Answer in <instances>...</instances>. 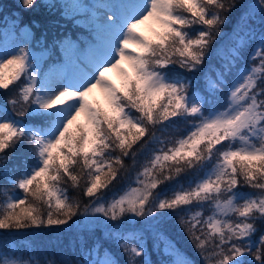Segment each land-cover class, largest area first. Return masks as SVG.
I'll use <instances>...</instances> for the list:
<instances>
[{
    "label": "snow or ice",
    "instance_id": "1",
    "mask_svg": "<svg viewBox=\"0 0 264 264\" xmlns=\"http://www.w3.org/2000/svg\"><path fill=\"white\" fill-rule=\"evenodd\" d=\"M42 6L55 7L17 0L12 23L24 39L0 48V177L11 185V194L0 189V233L79 227L74 218L83 217L85 228L104 229L124 264H152L145 231L168 258L161 264H195L165 234L175 221L202 264H264V27L248 56L256 63L237 68L257 39L251 22L259 15L264 25V0L247 5L230 34L223 28L239 0L64 4L86 13L88 36L55 41L62 58L51 64L43 37L39 52L29 47L40 25L23 22ZM224 36L226 51L215 50L222 62L204 71ZM181 122L188 125L184 135H157ZM17 146L23 170L7 166ZM137 164L135 186L108 198L105 190ZM69 187L88 202L70 196ZM132 218L143 221L142 230H126ZM101 248L96 242L71 259L45 257V264H121Z\"/></svg>",
    "mask_w": 264,
    "mask_h": 264
},
{
    "label": "trees",
    "instance_id": "2",
    "mask_svg": "<svg viewBox=\"0 0 264 264\" xmlns=\"http://www.w3.org/2000/svg\"><path fill=\"white\" fill-rule=\"evenodd\" d=\"M95 1V0H94ZM17 0H0V44L4 42L5 39L9 38L12 34L16 42L21 43L24 37L19 32L18 29L13 27V17L16 16L15 4ZM42 2V0H41ZM49 2L55 7L47 8L40 7L37 9L34 14L28 16L23 22L27 20H34L40 25L39 28H33V32L36 34V38L31 41L29 47L37 50L39 52L41 49L37 46V41L43 37V42L49 48H52V57L48 60V63L58 62V57L62 56L61 50L59 47H52L54 42L61 40L64 37L79 38L80 40L85 39L88 36L87 29V15L82 11H73L70 9H65L64 4H72V0H49ZM259 0H239L240 6L234 10L229 16V23H227L223 31L230 34L233 25L238 20L239 15L245 10V7L249 4H258ZM67 13V14H66ZM75 17V18H74ZM252 28L256 29L257 39L250 41L246 49L244 50L243 56L244 59L241 63L237 65V68L242 66H250L255 61H249L248 56L253 51L255 45L258 43L259 30L264 27L259 23V15H257L256 20L251 22L250 25ZM198 25H194L193 29L198 28ZM193 29H187L188 31H193ZM230 43L228 36L220 37L217 39L216 43L212 46V57L211 61L206 60L203 66L204 71H210V65L219 66L222 62L216 56V48L218 46L224 45L225 51L226 46ZM175 67L176 71L183 72L182 69H179L178 66ZM187 76L192 74L184 73ZM203 73H197L196 76L199 78ZM12 96H15L16 93L12 92ZM4 96L3 93H0V103L3 102ZM11 111V108H9ZM26 119V118H25ZM188 128V125H185L183 122L179 123L177 128H169L166 133L158 132L157 135H163L167 138L175 139L179 136L185 134V129ZM25 154L27 150H24ZM21 149L17 146L15 152L9 150L7 155L9 157L7 166L13 168L15 165L20 166V170H23V164L21 163L23 157L20 155ZM140 161L142 162L144 157L141 156ZM127 163H131L127 161ZM139 170V164H137L135 169H131L127 174L124 175L123 179L119 183L114 182L113 185L109 186V189L105 190V194L108 198H111L114 193L122 194V192L127 188L129 184H132L134 187V179L136 171ZM0 171H3V168L0 167ZM19 175V171L15 173ZM5 186L9 189V194H11V185H8L7 182L0 177V189H3ZM170 187L168 185L162 186V188ZM242 191H250L247 188L241 189ZM69 195L80 199L82 203H87L88 198L84 197L82 193L77 189L68 188ZM17 194L22 195L19 190H16ZM5 199L2 191H0V202ZM209 214L207 211L205 215ZM81 222L78 227L76 223H71L69 226H64L62 229L52 228V229H30L27 231H22L19 233H0V260L7 257L14 259H31L32 261L38 260L40 264H45V257L48 259H57L66 258L71 259L75 254L78 253L79 249L83 247L85 250L91 248L96 242H99L102 245L101 252L104 248L109 249L117 258L121 261V264H124L125 257L120 254L119 250L116 248L114 243L109 242L104 239V229L102 227L93 228L91 230L83 226V217L74 218ZM134 222L125 223V228L128 231H140L142 230L143 221L132 218ZM127 221V218H126ZM110 223V222H109ZM165 234L176 242L177 246L186 252L194 261L195 264H202L199 256L194 251L192 245L188 241L187 236L182 232L179 226L175 221L169 222L164 228ZM261 231H264V228H261ZM146 239V248L150 254L152 264H161V261L167 260L168 258L163 255L162 246L161 250L158 252L154 247V238L149 231L144 232ZM259 233H257L253 240H258ZM135 243V241H132Z\"/></svg>",
    "mask_w": 264,
    "mask_h": 264
},
{
    "label": "rangeland",
    "instance_id": "3",
    "mask_svg": "<svg viewBox=\"0 0 264 264\" xmlns=\"http://www.w3.org/2000/svg\"><path fill=\"white\" fill-rule=\"evenodd\" d=\"M75 3L76 4H84V5H87V4L94 3V0H72V7H73V9L75 8ZM73 11L77 12V11H82V10H73ZM16 44H19V43L15 41L14 35L12 34L9 38L5 39L4 42L0 44V48H2V47H8L9 49H11ZM34 51H36V50H34ZM109 78L112 79L114 83H118L119 82L118 81V78L116 77V75L114 73H110L109 74ZM96 95H97V99H100L99 94L97 93ZM101 102L103 103V101H101ZM5 259L12 260L14 258L7 257Z\"/></svg>",
    "mask_w": 264,
    "mask_h": 264
}]
</instances>
